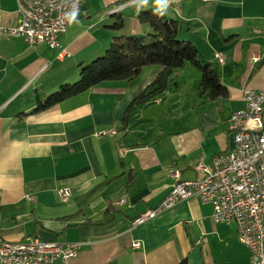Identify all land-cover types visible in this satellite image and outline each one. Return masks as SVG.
I'll list each match as a JSON object with an SVG mask.
<instances>
[{"label": "crops", "instance_id": "crops-1", "mask_svg": "<svg viewBox=\"0 0 264 264\" xmlns=\"http://www.w3.org/2000/svg\"><path fill=\"white\" fill-rule=\"evenodd\" d=\"M91 2L105 8L97 23L121 22L117 33L101 37L82 14L59 36V49L0 33V237L78 244L73 257L55 264H248L236 225L215 221L211 204L195 196L132 221L162 201L171 170L199 177L198 162L209 165L232 149L228 120L245 108L243 90L264 89V0H171L167 8L178 38L215 71L225 97L204 100L200 74L186 63L161 93L135 105L161 70L149 65L134 79L104 81L34 111L60 84L77 79L79 65L103 54L113 36L151 31L137 16L154 9V0L139 11L136 0ZM19 18L16 0H0L2 24ZM109 127L116 133L95 135ZM61 187L69 188L65 199ZM133 240L141 246L133 248Z\"/></svg>", "mask_w": 264, "mask_h": 264}, {"label": "built area", "instance_id": "built-area-1", "mask_svg": "<svg viewBox=\"0 0 264 264\" xmlns=\"http://www.w3.org/2000/svg\"><path fill=\"white\" fill-rule=\"evenodd\" d=\"M81 1L18 0L22 12L19 24L9 28L0 26V30L12 36H23L29 44L46 43L56 47L58 34L69 24L65 14L73 7L79 13ZM214 56L219 62L225 60L221 53ZM243 98L245 108L233 112L228 120V130L233 136L232 149L215 154L209 165L198 162L195 169L199 177L182 179L178 170H171L173 182L168 193L154 208L134 218L133 226L195 196L211 204L215 221L236 225L237 239L250 253L248 264H264V89H244ZM109 128L95 135L108 134L104 132L112 129ZM57 193L65 199L69 188H58ZM25 198L35 200L32 195H25ZM131 245L139 248L141 242L133 240ZM77 247L75 242L44 241L34 236L20 242L0 237V264L66 262L75 255Z\"/></svg>", "mask_w": 264, "mask_h": 264}, {"label": "trees", "instance_id": "trees-1", "mask_svg": "<svg viewBox=\"0 0 264 264\" xmlns=\"http://www.w3.org/2000/svg\"><path fill=\"white\" fill-rule=\"evenodd\" d=\"M137 18L141 23H148L151 31L147 34L113 36L102 55L79 65L75 81L60 84L38 102L34 111L47 109L104 81L134 79L149 65H159L161 70L155 80L133 99L135 105L161 93L175 71L186 63L200 74L197 92L204 96V100L227 95V89L210 65L200 60L195 47L178 38L177 21L168 19L165 14L157 15L153 9L140 11ZM120 27L121 22H118L116 28Z\"/></svg>", "mask_w": 264, "mask_h": 264}, {"label": "rangeland", "instance_id": "rangeland-1", "mask_svg": "<svg viewBox=\"0 0 264 264\" xmlns=\"http://www.w3.org/2000/svg\"><path fill=\"white\" fill-rule=\"evenodd\" d=\"M17 1V8H18V11L20 12V18H19V20H18V22L16 23V24H14V25H10V26H7V25H4V24H2L1 23V20H0V26L1 27H3V28H9V27H12V26H16V25H18L19 24V22H20V19L22 18V12H21V10H20V8H19V3H18V0H16ZM81 3L83 4V3H87V5L88 6H91V8H92V10H86V8L85 7H83V5H82V7H81ZM81 3H80V7H79V14H78V16H77V18L80 16V14H82L81 16L82 17H79L80 18V20H82V21H84L86 24H89V23H97V21H98V19L101 17V15L102 14H104V11H105V8H96V7H98L99 5H98V3H93L92 4V2H91V0H82L81 1ZM87 16V17H86ZM107 19H109V20H105L104 22H100V23H97V27H99L100 28V36L101 37H103L104 35H106V33L107 32H109L110 34H111V32H114V33H117V31H119V30H116V28L115 27H112L113 26V23H114V19H110L109 17H107ZM69 25V24H68ZM68 25L66 26V28H65V30L63 31V32H61V33H59L58 34V36H57V39H58V45L56 46V47H51L50 45H48V44H46V43H34V44H29L25 39H24V37L23 36H12V35H9L8 33H6V32H4V31H2V30H0V33H2V34H4V35H6V36H8V37H11V38H21L22 40H24L28 45H37V44H45V45H47V46H49V47H51V48H56V49H59L60 47H61V45H60V41H59V36L62 34V33H64L65 31H66V29H67V27H68ZM105 25H107L106 27H105ZM125 25H127L124 29H127V28H129V26H128V24L126 23ZM111 26V27H110ZM63 52H62V49H60L59 50V55H61ZM102 55V54H101ZM95 59V58H94ZM187 66H190L189 64L187 65ZM75 81V80H74ZM110 129V128H109ZM115 131H114V130ZM103 130H105V129H103ZM104 133H108V134H103L102 136H108V135H113V134H115L116 133V129H115V127H112V129L110 130V131H105ZM98 134H100L99 132H98ZM27 195H29V194H27ZM33 196V195H32ZM35 198V197H34ZM36 199V198H35Z\"/></svg>", "mask_w": 264, "mask_h": 264}, {"label": "clouds", "instance_id": "clouds-1", "mask_svg": "<svg viewBox=\"0 0 264 264\" xmlns=\"http://www.w3.org/2000/svg\"><path fill=\"white\" fill-rule=\"evenodd\" d=\"M149 0H136L137 11L141 8H144L148 5ZM171 0H154V13L157 15H164L167 11V8L170 4ZM78 10L73 7L72 10L65 14V19L68 21L69 25L74 22H77Z\"/></svg>", "mask_w": 264, "mask_h": 264}]
</instances>
